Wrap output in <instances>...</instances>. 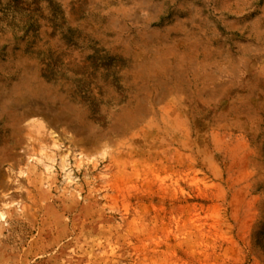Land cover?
Listing matches in <instances>:
<instances>
[{
  "label": "rangeland",
  "instance_id": "1",
  "mask_svg": "<svg viewBox=\"0 0 264 264\" xmlns=\"http://www.w3.org/2000/svg\"><path fill=\"white\" fill-rule=\"evenodd\" d=\"M124 1L0 0V86L74 114L0 115V264H264V0Z\"/></svg>",
  "mask_w": 264,
  "mask_h": 264
},
{
  "label": "bare ground",
  "instance_id": "2",
  "mask_svg": "<svg viewBox=\"0 0 264 264\" xmlns=\"http://www.w3.org/2000/svg\"><path fill=\"white\" fill-rule=\"evenodd\" d=\"M144 3V0H141ZM147 2V1H146ZM216 2L223 5L225 3V0H216ZM141 3V4H143ZM121 4V3H120ZM127 8L122 9L118 8L114 9L111 13H108L110 17L111 23L113 21L118 20L119 16H127L132 19H137L141 16V6L140 4H137L135 0H125L124 3ZM147 4V3H146ZM119 5V4H118ZM145 5V3H144ZM120 6V5H119ZM152 9V8H149ZM147 10V8H146ZM121 13V14H120ZM122 19V18H121ZM119 23V22H118ZM113 25V24H112ZM123 25V24H122ZM183 25V24H182ZM88 26V25H87ZM121 26V25H119ZM178 26V25H177ZM255 26V22L252 24V27ZM190 35V34H189ZM164 36V35H163ZM162 39V38H161ZM146 40V39H145ZM163 40H161L162 42ZM172 41V40H171ZM148 42V41H147ZM152 42V41H151ZM195 42V41H194ZM167 43V42H166ZM172 43V42H171ZM197 43V42H196ZM195 43V44H196ZM145 44V47L151 48L152 52L154 53V57L147 60L145 62V65H147L146 69L149 71H156V70H163L166 66V61L162 58H159L158 55L159 49L157 46L149 45V43H143ZM157 45V44H156ZM161 46V45H160ZM166 46V44H165ZM168 46V45H167ZM166 46V47H167ZM188 46V45H187ZM180 47V46H179ZM128 49V47L125 48V50ZM180 49V48H179ZM260 50L264 51V46L259 47ZM140 50V49H139ZM161 50V49H160ZM164 50V49H163ZM168 50V49H167ZM189 51V50H188ZM259 51V50H258ZM261 52V51H260ZM171 53V52H170ZM144 55V54H143ZM184 55V54H183ZM149 56V55H146ZM156 56V57H155ZM25 57V56H24ZM133 57V56H132ZM163 57V56H162ZM183 57V56H182ZM181 57V58H182ZM20 58V57H19ZM164 58V57H163ZM171 58V57H170ZM184 58V57H183ZM166 59V58H165ZM24 61V60H23ZM34 61V60H33ZM140 61V60H139ZM145 61V60H144ZM229 61V60H228ZM238 61V60H237ZM241 61V60H240ZM16 62V61H15ZM25 62V61H24ZM230 62V61H229ZM232 62V61H231ZM23 63V62H22ZM140 63V62H138ZM142 63V62H141ZM182 63V62H181ZM195 63V62H194ZM227 63V62H226ZM233 63V62H232ZM174 64V63H172ZM176 64V63H175ZM186 64V63H185ZM236 64V63H235ZM246 64V63H245ZM249 64V63H248ZM256 64V63H255ZM20 65V64H19ZM141 65V64H140ZM169 65V64H168ZM232 65V64H231ZM240 65V64H239ZM180 66V65H179ZM29 64L25 65V70L22 71L20 77L11 85L10 88L5 89L0 86V115H6L8 117V122L6 124L9 125V127L14 128V125L18 121L19 115L21 113L25 112L26 110L30 108H38L41 109L42 112L52 118H58L67 121H74L73 116L74 114L71 112H68V110L63 109L64 104L60 103V107L58 106L57 109H52V107L47 102L46 98H49V92H47V89L42 86L35 78L33 73H31L29 70ZM172 67V66H171ZM249 67V66H248ZM255 67V66H254ZM36 68V67H35ZM145 68V67H144ZM219 68V67H218ZM224 68V67H223ZM131 69V68H129ZM133 69V68H132ZM170 69V68H169ZM241 69V67H240ZM37 70V69H36ZM135 70V69H134ZM171 70V69H170ZM235 70V69H234ZM32 71V70H31ZM136 71V70H135ZM145 71V70H144ZM164 71V70H163ZM21 72V71H20ZM33 72V71H32ZM36 72V71H35ZM254 72V71H253ZM39 73V72H38ZM145 73V72H144ZM152 73V72H151ZM134 74V73H133ZM150 74V73H149ZM260 75L261 73L258 72ZM36 75V74H35ZM137 75V74H136ZM145 75V74H144ZM140 76V75H139ZM177 76V74H176ZM262 76V75H261ZM259 77V76H258ZM139 78V77H138ZM137 78V79H138ZM263 78V77H262ZM257 79V78H255ZM40 80V79H39ZM135 80V79H134ZM139 80V79H138ZM150 80V79H149ZM154 80V79H153ZM136 81V80H135ZM262 81V80H261ZM41 82V81H40ZM143 82V81H142ZM145 82V80H144ZM256 82V81H255ZM149 84V83H147ZM164 84V83H162ZM10 85V84H9ZM50 86V85H49ZM143 86V85H142ZM50 88V87H49ZM52 88V87H51ZM143 88V87H142ZM259 88V87H258ZM145 89V88H144ZM53 100V99H52ZM65 101V100H64ZM55 104V103H54ZM57 104V103H56ZM126 111V110H125ZM128 111V110H127ZM33 113V112H32ZM120 113V112H119ZM27 114V113H26ZM77 114V113H76ZM47 116V117H48ZM86 117V116H85ZM2 118V117H1ZM22 118V117H21ZM84 118V117H83ZM3 119V118H2ZM123 121H128L131 119V116L129 113H125L122 116ZM7 120V119H6ZM123 122V123H124ZM122 123V122H121ZM126 123V122H125ZM128 125V124H127ZM88 126V125H87ZM82 128V127H81ZM90 131V130H89ZM169 131V129H168ZM167 132V131H166ZM172 132V131H171ZM169 135V134H168ZM180 136V135H179ZM183 136V135H182ZM163 139V138H162ZM172 139V138H171ZM162 141V140H161ZM187 143V142H186ZM163 144V143H161ZM4 145V144H3ZM2 145V148H3ZM156 146V145H155ZM180 146V145H179ZM161 147H163L161 145ZM182 147V146H181ZM184 147V146H183ZM187 147V146H186ZM244 148V147H242ZM232 149V148H231ZM240 149V148H238ZM177 150V149H176ZM243 150V149H242ZM1 151V150H0ZM4 151V150H3ZM160 151V150H159ZM246 152V151H245ZM6 153V152H5ZM159 154V153H158ZM243 154V152H242ZM244 157H247L248 153L244 154ZM5 156V155H4ZM161 158V157H160ZM251 158V157H250ZM248 159V157H247ZM247 159L243 160V165L247 164ZM163 160V159H162ZM179 160V159H178ZM237 160V159H236ZM172 162V161H171ZM233 163V162H232ZM185 164V162H184ZM242 166V165H241ZM213 167V166H212ZM219 169V168H218ZM220 172V171H219ZM246 193V192H245ZM241 196L238 194L235 196L233 200V208L238 209L241 203ZM257 204L258 199L256 197H250L247 200L246 209H245V215H244V221L242 222L244 230L250 229V224L255 218L257 214ZM3 217V215L0 213V219ZM242 218V217H241ZM253 224V223H252ZM252 226V225H251ZM250 231V230H249ZM261 253V252H260ZM262 254V253H261Z\"/></svg>",
  "mask_w": 264,
  "mask_h": 264
},
{
  "label": "water",
  "instance_id": "3",
  "mask_svg": "<svg viewBox=\"0 0 264 264\" xmlns=\"http://www.w3.org/2000/svg\"><path fill=\"white\" fill-rule=\"evenodd\" d=\"M16 158V154L12 151L8 150L4 158L1 160L0 164V199L1 197L10 191L12 188L10 184H8L9 173L7 172V165L13 163Z\"/></svg>",
  "mask_w": 264,
  "mask_h": 264
}]
</instances>
